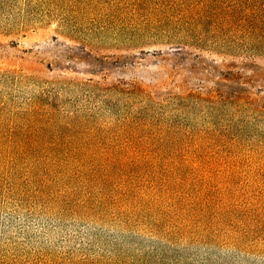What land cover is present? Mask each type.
<instances>
[{"label": "rangeland", "instance_id": "obj_1", "mask_svg": "<svg viewBox=\"0 0 264 264\" xmlns=\"http://www.w3.org/2000/svg\"><path fill=\"white\" fill-rule=\"evenodd\" d=\"M0 264H264V0H0Z\"/></svg>", "mask_w": 264, "mask_h": 264}]
</instances>
